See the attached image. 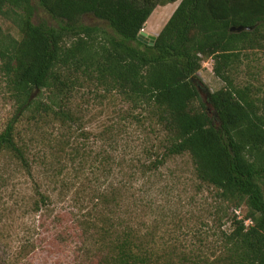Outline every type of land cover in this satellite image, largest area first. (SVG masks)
I'll return each instance as SVG.
<instances>
[{"label": "trees", "instance_id": "1", "mask_svg": "<svg viewBox=\"0 0 264 264\" xmlns=\"http://www.w3.org/2000/svg\"><path fill=\"white\" fill-rule=\"evenodd\" d=\"M176 1L178 7L159 34L151 39L143 35L154 9ZM39 3L52 22H34L31 0H0V16L17 29L13 35L0 28V69L16 114L53 124L52 177L64 170V158L75 162L88 151L87 144H74L76 131L82 136L85 131L72 99L89 85L116 91L131 107L148 111L166 134L161 157L141 163L144 175L168 157L187 155L196 177L214 188L221 201L246 204L247 215L234 221L218 254L205 264H264V89L240 87L233 78L245 51L264 47V0ZM86 16L99 25L85 24ZM239 26L251 29L232 30ZM206 58L214 61L213 71L225 83L213 92L198 75ZM128 116L137 118L134 112ZM15 122L0 134V154L7 151L17 167L33 177V165L42 157L31 155L29 144L18 138ZM36 189L33 210L39 212L50 198ZM103 197L107 207L96 206L95 213L77 221L73 240L78 250L69 264L173 260L177 253L166 252L162 237L116 216L111 209L116 198ZM246 219L252 224H245ZM183 261L198 264L192 258Z\"/></svg>", "mask_w": 264, "mask_h": 264}, {"label": "rangeland", "instance_id": "2", "mask_svg": "<svg viewBox=\"0 0 264 264\" xmlns=\"http://www.w3.org/2000/svg\"><path fill=\"white\" fill-rule=\"evenodd\" d=\"M31 1L34 22H52L39 0ZM160 9L150 22L158 19ZM83 22L99 25L92 16L84 17ZM0 28L2 33L17 35L14 25L1 16ZM143 31L148 34L145 28ZM213 65L206 58L198 72L211 92L225 85ZM233 78L240 87L264 89V47L245 51ZM38 95L36 92L35 97ZM71 107L82 118L85 131V136L76 131L74 144H87L88 151L75 162L64 158L65 168L54 178L53 124L16 114L15 99L0 69V134L15 120L18 138L29 144L31 155L42 157L34 163L32 177L17 167L7 151L0 154V264L73 263L78 250L73 240L77 221L95 213L96 206L107 207L100 199L105 195L116 198L111 208L116 216L158 234L167 253L176 251L169 264H192L183 257L198 264L212 260L222 248L224 234L234 229L236 204L221 201L214 188L203 184L187 155L168 157L164 165L144 175L141 163L161 157L166 134L148 111L131 107L118 92L107 93L89 85L72 99ZM131 112L137 118L128 116ZM36 187L50 198L39 212L33 210ZM237 206L247 215L245 203Z\"/></svg>", "mask_w": 264, "mask_h": 264}, {"label": "crops", "instance_id": "3", "mask_svg": "<svg viewBox=\"0 0 264 264\" xmlns=\"http://www.w3.org/2000/svg\"><path fill=\"white\" fill-rule=\"evenodd\" d=\"M180 1H176V2H172V3H168L165 5H159L157 6L154 11L152 12L151 15H153V13L158 9L161 8L158 19L155 20L154 22H150V17L148 19V21L146 22L144 28L148 31V34L146 33V36H156L159 34V32L162 30V28L165 26V24L167 23V21L169 20V18L171 17V15L173 14V12L175 11V9L178 7ZM170 11V16L167 20L163 21L164 17L166 16L167 13H169Z\"/></svg>", "mask_w": 264, "mask_h": 264}, {"label": "built area", "instance_id": "4", "mask_svg": "<svg viewBox=\"0 0 264 264\" xmlns=\"http://www.w3.org/2000/svg\"><path fill=\"white\" fill-rule=\"evenodd\" d=\"M234 212H235V216L237 217L238 220H242L244 218V215L242 213V209L240 207H236L234 209ZM245 224H247V225L252 224L251 219H246Z\"/></svg>", "mask_w": 264, "mask_h": 264}, {"label": "water", "instance_id": "5", "mask_svg": "<svg viewBox=\"0 0 264 264\" xmlns=\"http://www.w3.org/2000/svg\"><path fill=\"white\" fill-rule=\"evenodd\" d=\"M251 28H248V27H242V26H239V27H233L232 30L233 31H237V32H240V31H243V30H250ZM142 34L146 36V33L144 31H142ZM152 37L154 36H149V38L151 39Z\"/></svg>", "mask_w": 264, "mask_h": 264}]
</instances>
